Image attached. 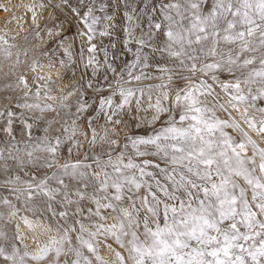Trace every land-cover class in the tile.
<instances>
[{"label":"snow or ice","instance_id":"obj_1","mask_svg":"<svg viewBox=\"0 0 264 264\" xmlns=\"http://www.w3.org/2000/svg\"><path fill=\"white\" fill-rule=\"evenodd\" d=\"M120 2L131 9L123 13V46L133 59L99 99L105 123L97 130L88 120L90 139L76 123L89 107L79 96L71 124L61 117L59 135L34 138L28 123L49 112L59 116L73 95H83L80 87L58 99L51 76L35 77V91L24 75L6 85L23 96L5 98L0 110V189L7 193L0 195V264H264V0H141L139 13L130 0ZM64 3L85 29V67L96 76L92 41L101 20L114 15L98 16L108 5L97 7V0ZM141 16L148 28L137 35ZM113 27L98 35L111 37ZM14 47L0 36V55L10 58ZM103 51L105 71L115 75ZM64 54L70 56L68 48ZM17 63L19 53L10 74ZM37 67L33 60L28 70ZM145 80L160 83L129 86ZM13 107L32 114L23 121L26 139L13 132L20 118ZM79 137L91 156L61 162L62 145L79 149ZM13 218L19 223L9 232ZM29 236L34 248L24 243ZM102 245L111 259L100 255Z\"/></svg>","mask_w":264,"mask_h":264},{"label":"rangeland","instance_id":"obj_2","mask_svg":"<svg viewBox=\"0 0 264 264\" xmlns=\"http://www.w3.org/2000/svg\"><path fill=\"white\" fill-rule=\"evenodd\" d=\"M130 2L136 5L137 13H139L140 8L143 7L141 0H130ZM70 3L72 6H76L77 0H70ZM100 3L106 4L108 5V7L106 8L105 12H97V15L101 17H103L105 14L114 15V19L111 21L102 19L101 23L97 25V36L92 41V43L97 46L95 56L96 59L100 62V71L96 76L92 75L91 67H85L87 59L89 55H91L87 51L89 47L87 38L81 37L79 35V33L85 31V29L83 28V25L79 22V18L70 10L68 6L65 5L64 0H42V3L40 5H43V7H37L34 13L28 16L27 19L29 22V27L23 34V37L20 38L19 43L15 45V47L12 49V56L10 58H5L3 55H0V110L4 109V106L7 102L5 98L13 99L15 101L16 99L23 96L22 89L12 91L11 89H8L6 87L7 84L14 83L20 75H24L26 77L29 87H31L32 90L35 91V84L33 83V80L39 74L36 73V71H31L30 73V71L28 70V65L31 64L33 60H35L38 64L37 69H40L39 66L43 61L64 60L67 64L71 65V67L67 69L63 67V71L61 72V77L67 81V90L62 94L57 95L58 99L75 87H80L82 90L83 95L80 96L79 93L77 95H73L69 99V101H67V103L70 104L71 107L69 109L61 110L59 116L55 112H49L45 113L42 117H40L38 122L28 120V123L32 124V134L34 138L44 137L45 135H48L49 137L59 135L60 132L58 130L60 129L61 123L63 122L61 120V117L68 120V123L70 125L71 119L69 117L73 116V114L76 113V104L78 96L81 103H86L89 106L88 110L84 113H81L80 118L76 121L77 126H79L82 131L88 133V139L91 138V131L88 128V120L90 118L93 121V127H96L97 130H99L100 126L104 125L105 123L103 114L97 115L99 99L102 96L109 95L110 89L108 87V84L115 80L116 75H118L123 69L125 62L131 61L133 59V56L123 46V41L125 39L124 28L127 26L128 23L124 19L123 13L125 11H131V9H125L123 3H121L120 0H97V7ZM2 8L3 6L1 2L0 11ZM82 12L83 9H81V13ZM33 16H35V23L33 22ZM138 23L141 25V28L136 29L137 35L140 34L141 29L147 31L148 20L145 16H141L138 20ZM105 25H114V27L111 29L113 32V35L111 37H100L98 35V32L102 31ZM37 31L39 32V35H36ZM49 32L52 33L51 36L49 35ZM162 39V36H158L157 42ZM61 41L63 42L62 45ZM113 43L116 45L115 48L110 47V45ZM130 47L135 50V43L131 44ZM64 48H68L70 56H65ZM103 49H107L109 62H111L113 67L116 68L115 75L112 72L105 71V57ZM17 53H19V63L15 64V75H12L9 73V69L16 62ZM49 57H51V59ZM105 75L107 76V80H105L104 78ZM89 81H92L94 85L93 88H89L87 86ZM158 83H160L159 80H145L139 85L133 83L129 86L142 87ZM97 86L102 87L104 91H95L94 89ZM52 88L53 91L51 94L54 95V86H52ZM119 99L120 98L118 96L115 97V102L118 103ZM49 102L51 103V101ZM12 110L15 111L18 116H20L21 112L24 111L15 107H13ZM31 115V113H25L24 116H20L19 119L15 120L13 124V132L18 140L26 139L27 130L24 129L23 121L25 119V116ZM133 115L134 110L133 112L128 113L124 117V119L130 120ZM140 115H144V113H141ZM148 115L150 118V114ZM219 115L223 117L222 113H220ZM50 121L53 123L51 124V127L49 128L48 132L45 133L44 129L48 127V123ZM5 123L6 121L3 118H0V140L6 138V134L3 132ZM158 126L159 124L155 125V127ZM135 131L137 134H144L143 127L135 129ZM79 139L82 145L79 149L73 147L71 142H65L62 145L61 162H64L65 160H69L72 162H75L76 160H83L86 153L91 156L92 153L90 150H88L87 139H85L84 137H79ZM120 143H124L123 132H121ZM70 148L71 154H69ZM96 151L98 152L100 151V149L97 148ZM141 159L153 158L144 157ZM87 163H91V160L89 159ZM55 170L56 169H52L51 171ZM29 171L31 172L33 170L29 169ZM43 174V172L36 173L37 176H42ZM21 175L23 176V173H21ZM0 179H2V177H0ZM6 194L7 193L4 190L0 189V195ZM16 206L18 208L21 207L19 203H17ZM24 213L28 214L27 212H23L22 214ZM109 223H111V221H109ZM7 227L9 232L15 231V224H13L12 220ZM107 243L112 244L113 248H115L117 251H121L122 254H124L123 250L120 249L111 240H109ZM28 246L30 248H34L31 245ZM103 251H105V248L102 245L100 255L105 257V259L112 258L108 253L102 254Z\"/></svg>","mask_w":264,"mask_h":264},{"label":"bare ground","instance_id":"obj_3","mask_svg":"<svg viewBox=\"0 0 264 264\" xmlns=\"http://www.w3.org/2000/svg\"><path fill=\"white\" fill-rule=\"evenodd\" d=\"M1 2L3 8L0 11V36L7 39L9 44L17 45L29 27L28 16L34 13L35 9L42 3V0H0V4ZM49 63H54L55 68L50 70L48 67ZM39 68L36 71L39 74L38 76H51L52 80L57 81L56 84L52 85L54 86V95L56 97L67 90V81L64 78L61 79L63 66L60 64V61H43ZM261 146L264 147V144ZM23 215L28 214L24 213ZM29 218L31 219L30 215ZM12 222L15 225L19 223L16 218H13ZM21 232L27 235V229L23 225L21 226ZM24 242L35 247V243L30 236ZM104 253H108L106 249L102 254Z\"/></svg>","mask_w":264,"mask_h":264}]
</instances>
